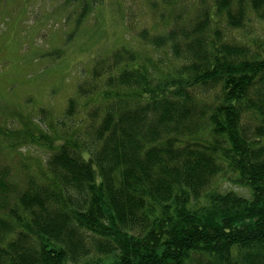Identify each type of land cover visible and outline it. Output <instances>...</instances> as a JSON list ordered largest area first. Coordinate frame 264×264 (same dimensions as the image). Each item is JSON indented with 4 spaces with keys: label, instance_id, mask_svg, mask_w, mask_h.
<instances>
[{
    "label": "trees",
    "instance_id": "trees-1",
    "mask_svg": "<svg viewBox=\"0 0 264 264\" xmlns=\"http://www.w3.org/2000/svg\"><path fill=\"white\" fill-rule=\"evenodd\" d=\"M146 1L62 115L0 113V264H264V0Z\"/></svg>",
    "mask_w": 264,
    "mask_h": 264
},
{
    "label": "rangeland",
    "instance_id": "rangeland-1",
    "mask_svg": "<svg viewBox=\"0 0 264 264\" xmlns=\"http://www.w3.org/2000/svg\"><path fill=\"white\" fill-rule=\"evenodd\" d=\"M79 3L0 0L2 115L22 112L37 116L41 107L62 115L95 57L133 44L142 28L159 22V13L146 0H104L77 28ZM257 31L253 36L263 38L264 23ZM61 50L64 53L57 59ZM222 186L250 197L248 188L229 180Z\"/></svg>",
    "mask_w": 264,
    "mask_h": 264
},
{
    "label": "bare ground",
    "instance_id": "bare-ground-1",
    "mask_svg": "<svg viewBox=\"0 0 264 264\" xmlns=\"http://www.w3.org/2000/svg\"><path fill=\"white\" fill-rule=\"evenodd\" d=\"M38 18V17H37ZM41 18V17H40ZM39 22V21H38ZM40 25V24H39Z\"/></svg>",
    "mask_w": 264,
    "mask_h": 264
}]
</instances>
